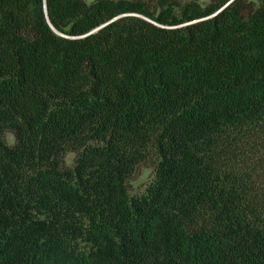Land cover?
<instances>
[{
	"label": "trees",
	"instance_id": "obj_1",
	"mask_svg": "<svg viewBox=\"0 0 264 264\" xmlns=\"http://www.w3.org/2000/svg\"><path fill=\"white\" fill-rule=\"evenodd\" d=\"M228 1L0 0V264H264V0Z\"/></svg>",
	"mask_w": 264,
	"mask_h": 264
},
{
	"label": "rangeland",
	"instance_id": "obj_2",
	"mask_svg": "<svg viewBox=\"0 0 264 264\" xmlns=\"http://www.w3.org/2000/svg\"><path fill=\"white\" fill-rule=\"evenodd\" d=\"M201 4H205L211 0H197ZM7 139L9 142L13 141L12 133L7 134ZM74 157L73 153H69L66 155V161L70 162ZM153 177V170L145 165H139L135 172L131 176V192H140L144 189L147 183Z\"/></svg>",
	"mask_w": 264,
	"mask_h": 264
},
{
	"label": "water",
	"instance_id": "obj_3",
	"mask_svg": "<svg viewBox=\"0 0 264 264\" xmlns=\"http://www.w3.org/2000/svg\"><path fill=\"white\" fill-rule=\"evenodd\" d=\"M231 1H232V0H229V1H228L226 4H224L220 9H218V11L221 10L223 7L227 6ZM218 11H216V12H218ZM216 12H215V13H216ZM215 13H214V14H215ZM119 16H121V15H118V16L114 17L113 19H111V20H109L108 22H106V23H104V24L98 26L97 28H95V29H93L92 31L86 33L85 35L95 32L96 30H98L99 28L105 26L107 23H109V22L115 20V19L118 18ZM136 16L142 17L143 19H145V20H147V21H149V22L155 24L153 21H151L150 19H148V18H146V17H144V16H141V15H136ZM53 30H54V29H53ZM54 31H55L58 35H60V36H64L63 34L57 32L56 30H54ZM85 35H82V36H85Z\"/></svg>",
	"mask_w": 264,
	"mask_h": 264
}]
</instances>
